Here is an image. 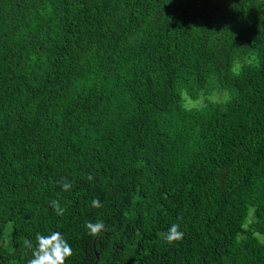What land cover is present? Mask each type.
Masks as SVG:
<instances>
[{
    "label": "trees",
    "instance_id": "obj_1",
    "mask_svg": "<svg viewBox=\"0 0 264 264\" xmlns=\"http://www.w3.org/2000/svg\"><path fill=\"white\" fill-rule=\"evenodd\" d=\"M53 232L66 264H264V0H0V264Z\"/></svg>",
    "mask_w": 264,
    "mask_h": 264
},
{
    "label": "clouds",
    "instance_id": "obj_2",
    "mask_svg": "<svg viewBox=\"0 0 264 264\" xmlns=\"http://www.w3.org/2000/svg\"><path fill=\"white\" fill-rule=\"evenodd\" d=\"M87 179L91 181L94 180V177L89 174ZM60 183L64 191L71 190L72 184L66 178ZM50 203L58 216L64 215L66 208L62 207L59 201L53 200ZM91 205L93 208H101L103 206L98 198H94ZM85 228L87 233L93 237L99 236L106 231L104 222L99 219L96 222L87 221ZM183 238L184 232L180 230L179 224H172L163 236V239L169 245H174L182 241ZM36 241V246L32 249V256L27 264H66L67 259L73 255L70 243L59 232H53L47 236L37 234ZM24 245L32 248V243L29 240H25Z\"/></svg>",
    "mask_w": 264,
    "mask_h": 264
},
{
    "label": "rangeland",
    "instance_id": "obj_3",
    "mask_svg": "<svg viewBox=\"0 0 264 264\" xmlns=\"http://www.w3.org/2000/svg\"><path fill=\"white\" fill-rule=\"evenodd\" d=\"M215 98H218L216 95H215ZM222 98H225V96L223 95ZM202 103V100H198V101H194V102H191L190 100H188L185 104L190 106V105H201ZM252 209H249V214H248V218L246 220V223L245 225H247L249 223V221L252 219ZM254 235L261 241V242H264V235H260V234H257V233H254Z\"/></svg>",
    "mask_w": 264,
    "mask_h": 264
}]
</instances>
